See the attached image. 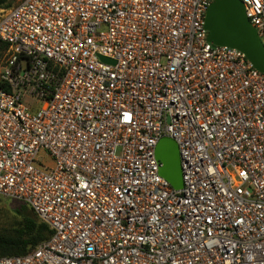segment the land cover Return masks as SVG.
I'll list each match as a JSON object with an SVG mask.
<instances>
[{
  "label": "built area",
  "instance_id": "built-area-1",
  "mask_svg": "<svg viewBox=\"0 0 264 264\" xmlns=\"http://www.w3.org/2000/svg\"><path fill=\"white\" fill-rule=\"evenodd\" d=\"M211 2L0 8V194L52 230L0 264H264V72L208 40ZM243 2L264 44V0Z\"/></svg>",
  "mask_w": 264,
  "mask_h": 264
},
{
  "label": "water",
  "instance_id": "water-1",
  "mask_svg": "<svg viewBox=\"0 0 264 264\" xmlns=\"http://www.w3.org/2000/svg\"><path fill=\"white\" fill-rule=\"evenodd\" d=\"M205 27L209 41L241 50L255 68L264 72V44L246 14L243 0H212L205 15ZM103 60L112 61L106 57ZM155 153L161 163L160 174L174 188H182L181 158L176 140L163 136L156 145Z\"/></svg>",
  "mask_w": 264,
  "mask_h": 264
},
{
  "label": "trees",
  "instance_id": "trees-1",
  "mask_svg": "<svg viewBox=\"0 0 264 264\" xmlns=\"http://www.w3.org/2000/svg\"><path fill=\"white\" fill-rule=\"evenodd\" d=\"M6 2L7 0H0V8H9ZM0 50L6 52L7 44L0 43ZM0 86L4 84L0 82ZM15 212L20 221L9 229L0 230V256L27 254L52 234L48 224L38 219L27 204L22 203L15 208Z\"/></svg>",
  "mask_w": 264,
  "mask_h": 264
},
{
  "label": "rangeland",
  "instance_id": "rangeland-1",
  "mask_svg": "<svg viewBox=\"0 0 264 264\" xmlns=\"http://www.w3.org/2000/svg\"><path fill=\"white\" fill-rule=\"evenodd\" d=\"M18 1L19 0H7L6 3L9 4V7H11ZM3 8L8 7L5 6ZM5 55L6 52L0 50V64L3 61ZM44 161L48 164L52 163L51 158L48 156H45ZM21 204L22 202H20L19 200L0 194V230L9 229L20 221L18 214L15 212V208L20 206Z\"/></svg>",
  "mask_w": 264,
  "mask_h": 264
}]
</instances>
